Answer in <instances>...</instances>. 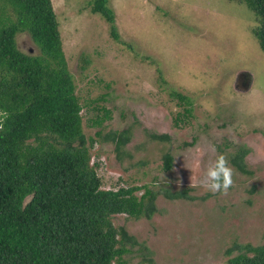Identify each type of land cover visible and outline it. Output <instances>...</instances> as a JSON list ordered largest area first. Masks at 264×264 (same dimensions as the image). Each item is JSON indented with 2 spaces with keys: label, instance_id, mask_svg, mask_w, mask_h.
<instances>
[{
  "label": "rangeland",
  "instance_id": "rangeland-1",
  "mask_svg": "<svg viewBox=\"0 0 264 264\" xmlns=\"http://www.w3.org/2000/svg\"><path fill=\"white\" fill-rule=\"evenodd\" d=\"M51 1L76 93L86 104L85 134L127 130L118 153L112 141L96 140V157H104L99 177L115 172L127 187L157 192L151 218L113 219L139 242L124 255L126 264H228L238 253H226L234 244H263L264 53L252 34L253 12L236 0H108L115 40L91 0ZM16 40L20 49L36 50L28 35ZM241 70L252 74L247 92L234 87ZM97 118L102 123L92 124ZM239 147L247 150V173L228 160L234 186L227 195L200 186L217 157L228 159ZM168 152L172 167L165 171ZM182 189L193 198L164 194Z\"/></svg>",
  "mask_w": 264,
  "mask_h": 264
},
{
  "label": "trees",
  "instance_id": "trees-1",
  "mask_svg": "<svg viewBox=\"0 0 264 264\" xmlns=\"http://www.w3.org/2000/svg\"><path fill=\"white\" fill-rule=\"evenodd\" d=\"M107 1L91 0V10L109 22L111 36L119 40ZM236 1L253 12L252 34L264 53V0ZM19 34L28 35L36 50L20 49ZM173 94L180 101L186 98ZM83 105L52 1L0 0V264H126L124 255L139 242L123 225H115L114 217L149 219L156 212L157 192L147 185L101 188L90 164L93 144L112 141L118 153L128 140L127 130L103 133L97 128L87 136ZM152 137L168 139L166 134ZM246 152L239 147L227 159L242 173H247ZM171 167L168 152L163 170ZM164 194L193 198L185 189ZM234 249L238 253L228 264H264V243L234 244L226 253Z\"/></svg>",
  "mask_w": 264,
  "mask_h": 264
},
{
  "label": "clouds",
  "instance_id": "clouds-1",
  "mask_svg": "<svg viewBox=\"0 0 264 264\" xmlns=\"http://www.w3.org/2000/svg\"><path fill=\"white\" fill-rule=\"evenodd\" d=\"M200 186L213 194L221 195H227L229 188L234 186L233 169L224 154L219 155L215 164L208 168Z\"/></svg>",
  "mask_w": 264,
  "mask_h": 264
},
{
  "label": "built area",
  "instance_id": "built-area-1",
  "mask_svg": "<svg viewBox=\"0 0 264 264\" xmlns=\"http://www.w3.org/2000/svg\"><path fill=\"white\" fill-rule=\"evenodd\" d=\"M96 149H97V143L94 142L93 147H92L93 152L91 153L90 164L95 166V169L97 167L98 170L102 172L103 164H104V157H96V154H95ZM98 176L100 175L98 174ZM119 178H120V175L115 172H110V173L108 172L107 174H104L103 180H102L103 186H101V188L106 189V190H113V191H116L119 188H127V186L122 181H120ZM116 182H119V184L115 186Z\"/></svg>",
  "mask_w": 264,
  "mask_h": 264
},
{
  "label": "water",
  "instance_id": "water-1",
  "mask_svg": "<svg viewBox=\"0 0 264 264\" xmlns=\"http://www.w3.org/2000/svg\"><path fill=\"white\" fill-rule=\"evenodd\" d=\"M252 74L249 71L241 70L236 73L234 87L243 92H247L251 88Z\"/></svg>",
  "mask_w": 264,
  "mask_h": 264
}]
</instances>
